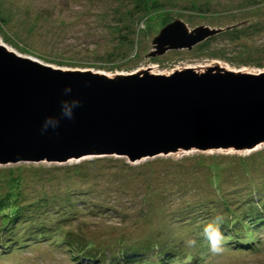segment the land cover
<instances>
[{
  "label": "rangeland",
  "instance_id": "obj_1",
  "mask_svg": "<svg viewBox=\"0 0 264 264\" xmlns=\"http://www.w3.org/2000/svg\"><path fill=\"white\" fill-rule=\"evenodd\" d=\"M178 20L191 31L222 32L192 50L150 57L155 38ZM0 41L57 68L111 76L216 64L259 74L264 0H0ZM9 180L15 203L27 209L17 229L28 246L0 252V264H79L74 239L94 242L109 256L121 245L148 246L151 255L176 245L178 257L203 252L202 264H264V230L245 236L234 225L250 212L249 203L264 215V145L251 153L189 151L136 163L89 157L0 166V194L10 192ZM218 215L223 234L232 228L240 238L250 236L248 247L256 251L224 244L213 254L203 228ZM34 230L45 238L36 239Z\"/></svg>",
  "mask_w": 264,
  "mask_h": 264
},
{
  "label": "water",
  "instance_id": "obj_2",
  "mask_svg": "<svg viewBox=\"0 0 264 264\" xmlns=\"http://www.w3.org/2000/svg\"><path fill=\"white\" fill-rule=\"evenodd\" d=\"M222 30L183 21L164 28L150 57L192 50ZM71 86L70 95L64 89ZM81 101L72 120L43 135L61 101ZM264 145V72L216 64L169 74L150 68L107 75L57 68L0 42V166L64 164L89 157L130 163L179 152L251 153ZM258 150V149H257Z\"/></svg>",
  "mask_w": 264,
  "mask_h": 264
},
{
  "label": "trees",
  "instance_id": "obj_3",
  "mask_svg": "<svg viewBox=\"0 0 264 264\" xmlns=\"http://www.w3.org/2000/svg\"><path fill=\"white\" fill-rule=\"evenodd\" d=\"M214 37L208 39L207 41L213 39ZM207 41L201 43L205 44ZM15 180V179H14ZM14 180H9L10 185V194H0V252L3 253H9L11 250L17 249L28 246V241L25 242L24 235H20L18 233V226H19V219L22 217H25V212L27 209L21 205H18L15 203L14 194H12L13 182ZM17 181V180H15ZM249 210L250 212L246 214H242V218H238L239 220H236L234 222V225H238L241 229L244 230V235H250V233L253 231V233L258 232V230H264V215L261 216L256 209V205H252L249 203ZM25 211V212H24ZM264 214V212H263ZM24 219V218H23ZM263 224V226H261ZM231 231L223 229L224 235L226 237V240L224 242L225 247L228 248L229 246H233L235 244V247L239 246H247L248 251H256V246L252 244L251 247L250 243H253V240H249L250 236L248 237H238V234H235V229L230 228ZM228 232V233H227ZM36 239L42 238V236L45 238L43 233H40V231L33 232ZM26 236V235H25ZM238 238V239H237ZM237 239V240H235ZM229 240V241H227ZM233 241V242H231ZM250 241V242H249ZM75 243V250L77 254L81 255L74 256V259H77L75 262H79V264H202L205 260V257H203V252L199 254L198 257L194 255L193 253L187 254L185 257H178V255L175 254L176 250H179L176 245L160 247L159 252L156 255H151L149 251L151 252V247L148 246H138L136 248L133 247H126V245H121L117 249V253L114 255H108L106 252L103 254L101 251V248H98L97 245L94 242L90 243H84L81 240L74 239L72 241ZM231 242V243H228ZM26 243V244H25ZM86 244V245H84ZM57 245V244H56ZM88 247L89 249L87 250ZM68 248H71V245L68 246ZM176 248V249H175ZM243 249V248H237V250ZM87 250V251H86ZM101 250V251H100ZM179 252V251H178ZM102 253V254H101ZM180 255H185L186 253H179ZM209 254V253H208ZM207 255V253H206ZM150 257H157L158 260H152ZM161 259H164L163 261ZM132 260V261H129ZM189 260V261H188ZM201 261V262H200Z\"/></svg>",
  "mask_w": 264,
  "mask_h": 264
},
{
  "label": "clouds",
  "instance_id": "obj_4",
  "mask_svg": "<svg viewBox=\"0 0 264 264\" xmlns=\"http://www.w3.org/2000/svg\"><path fill=\"white\" fill-rule=\"evenodd\" d=\"M72 88L69 85L64 89L65 95H70ZM81 106V101L73 99L71 101L63 100L61 101V110L59 117H46L41 125L40 132L43 135L50 128L52 130L57 129L60 126L62 119L72 120L74 118V110ZM223 218L221 216H216L214 220L206 223L203 228V236L207 240L209 245V250L213 254H219L223 251L224 242L226 237L221 232L220 224ZM188 246H195L196 241L194 239H189L186 241Z\"/></svg>",
  "mask_w": 264,
  "mask_h": 264
},
{
  "label": "bare ground",
  "instance_id": "obj_5",
  "mask_svg": "<svg viewBox=\"0 0 264 264\" xmlns=\"http://www.w3.org/2000/svg\"><path fill=\"white\" fill-rule=\"evenodd\" d=\"M0 42H1V41H0ZM260 147H261V146H260ZM260 147H259V148H260ZM259 148H257V149H259ZM257 149H256V150H257Z\"/></svg>",
  "mask_w": 264,
  "mask_h": 264
}]
</instances>
